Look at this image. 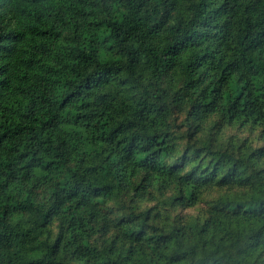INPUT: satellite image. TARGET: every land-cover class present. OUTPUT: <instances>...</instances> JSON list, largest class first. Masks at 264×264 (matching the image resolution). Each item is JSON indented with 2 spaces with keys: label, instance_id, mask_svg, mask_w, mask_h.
<instances>
[{
  "label": "trees",
  "instance_id": "trees-1",
  "mask_svg": "<svg viewBox=\"0 0 264 264\" xmlns=\"http://www.w3.org/2000/svg\"><path fill=\"white\" fill-rule=\"evenodd\" d=\"M0 264H264V0H0Z\"/></svg>",
  "mask_w": 264,
  "mask_h": 264
}]
</instances>
